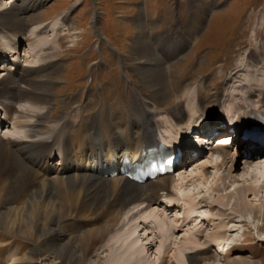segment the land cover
<instances>
[{"label": "bare ground", "instance_id": "1", "mask_svg": "<svg viewBox=\"0 0 264 264\" xmlns=\"http://www.w3.org/2000/svg\"><path fill=\"white\" fill-rule=\"evenodd\" d=\"M42 3L41 0H24V4L12 1L7 6L6 3L0 2V60L8 57V54L16 55L12 61L13 64L5 67L6 69H1L3 71L0 73V112H4L2 116L5 118V126H7L5 132L0 134V206L11 202L16 204L12 205L13 208L9 207L5 212L0 213V228L18 238L35 240L32 249L33 255L24 254L21 256L20 248L13 249L12 246L0 244V264H7L9 260L13 261L11 264H32L35 252L39 251L42 244L47 241L52 242V246L56 247L59 252L57 258L63 260L67 258L69 262L86 259L94 255L98 249L103 248L102 246L107 245L106 241L110 240L109 237L119 226L128 205L141 203L142 205L140 204L133 214L144 212L148 207L157 204L160 190H164L162 195L166 196L184 195L185 185L193 179L187 175L184 182L175 185L169 178H174L176 171L172 175H164L157 181H148L144 184L133 183L123 176L113 179L105 178L93 169L100 159L109 161L113 157L120 165L126 156L137 157L139 150L160 143L156 131H162L161 129H165L168 123L175 127L176 139L166 135L163 137H168V142L173 145L182 143L185 148L190 147L186 138V142H184V130L189 129L192 125L200 127L199 124L204 116H207L209 121L218 120L216 112L222 110L225 99H232L231 102L226 101L229 105L226 104L225 107L227 111L229 110V116L238 120L237 125L247 122L252 125L264 124V94L252 85L250 80L253 78L245 76L246 83L243 86L246 88V92L243 93L244 96L238 97L240 94L236 90L229 94H223L222 89L216 90V94L210 93L209 89L205 88L206 82L209 80L206 76L204 79L195 80L194 84L197 88L192 91H190L191 83L186 78L182 81L179 76H174L176 71L174 67L179 60L187 56L185 51L196 40L200 23L192 25L185 32L181 26L179 29L175 28V32L172 30H162L161 33L154 34L150 32L154 36V40L151 42L146 35L147 29H143L144 24L141 22L132 52L134 65L152 88L149 89L148 98L142 99L139 94H135L136 98L129 103H122L118 112L107 109L106 106H102L94 114L87 113L86 109L81 110L79 114L74 115L79 117L77 126L71 123L74 119H63V123H70L77 128L76 130L70 126H63L57 121L45 128L44 122L51 113L49 104L52 94L50 92L54 88L52 82L58 66L57 60L51 59L52 54L48 52V49L52 48L51 44L57 43L62 36L59 35L61 27L57 25L62 18L57 16L51 25L47 21L36 23L32 33L26 35L29 21H35V11ZM2 12L4 16L1 15ZM146 21L149 20L146 19ZM64 22L66 26L70 25L66 19ZM262 26L264 27V20ZM68 28L70 29V27ZM46 32H49L50 35H46ZM43 34L47 37L51 35L55 37H51V40L46 38L47 41H41L39 38ZM32 39L36 43L32 45V50L30 51L27 47L28 49L24 50L23 55L19 58L25 61H27L26 58L36 59L31 62L33 64L30 63L25 67L18 60V56L21 53L20 49L29 45L24 42H31ZM198 40L194 42L193 46H196ZM258 42L260 43L252 50V52H257L253 59L256 64L251 61V66H254L252 70L256 74L252 75L259 76L260 72L261 78H263L264 49H258L260 44L262 45L261 41ZM48 43L51 47L47 46ZM27 52L31 55L28 56ZM8 67L10 68L7 69ZM245 71L247 72L246 69L241 70L239 76L238 70L235 74L238 73L239 77L236 78L233 77V71L226 82H239L242 76L246 75ZM261 86L264 87V84ZM252 89L255 90L248 97L247 94ZM188 90L190 93L183 96L182 93ZM253 96H258V99L255 100ZM197 98H199L198 102ZM260 102L262 104H259ZM210 104L213 107L208 108ZM238 105L239 108H237ZM260 105L262 108L259 107ZM150 106L157 110L154 111L155 113L164 114L166 119H155V114L152 115L146 110ZM187 117L189 118L186 119ZM98 128L102 129V133L91 132ZM72 148L76 150L74 154L70 151ZM56 150L61 157L67 156V160L63 161L61 168H55L50 164V159ZM214 158L217 159L214 160ZM202 160L204 161L200 162L201 164L194 163V165L203 168L200 171L202 179L200 181L205 184L211 181L208 169L214 168V164L218 169L223 167L227 169L224 174L223 186L227 185L225 179L232 177L234 163L239 160L246 163V165L240 164V166L242 170L244 168L250 170L249 173L253 171L258 173L259 168L263 172L264 168V163L257 160L254 153H248L239 144L235 148L226 145L212 146L209 152L204 154ZM206 160H209L210 165L206 163ZM68 161L74 165L72 167L71 164L66 165ZM245 176L247 177V175ZM259 178L256 177L257 181L255 182H259L261 185L259 183L248 186L238 185L233 191L226 194V196L233 195L238 210L235 208L236 210L228 213L222 212L224 219L220 221L222 225H218V232L224 234L225 228H229L228 224L231 223V218L227 217L230 219L225 221V215L238 214L240 210L250 211L255 217L260 211L263 213L264 219V194L259 193L264 192L262 190L264 189L262 184L264 179L261 177L258 180ZM251 192L257 196L261 203L253 204L249 199L246 200L247 194H251ZM171 205H175L174 200ZM168 206L170 205L166 204V207ZM224 207L228 209L226 205ZM68 218L76 219L77 224L84 228L82 234H72L71 236L66 233L63 221ZM161 221L163 222L162 227H165L164 230L168 229L169 224L164 223V219ZM238 222L240 221L238 220ZM160 225L159 221L158 226ZM162 227L160 226L161 230ZM229 230L232 231V227ZM136 231L134 228L128 234L131 235ZM127 238L123 239V236L118 234L116 237L118 245L114 244L108 249L107 256L111 264H142V262L150 264L153 262L150 258L141 260L142 256L137 250L138 248L135 249L134 244H129ZM167 239L168 236L165 240ZM188 239L194 248L196 247L195 249L202 245L199 239L192 237H188ZM214 240L215 246L219 240V248H213L215 254L222 249L226 253L224 236H219ZM207 249H205L206 252H209ZM200 250L202 251V248L198 249V251ZM173 256L177 257L178 255L176 253ZM60 262L57 261L56 264ZM243 262L244 264H257L250 260Z\"/></svg>", "mask_w": 264, "mask_h": 264}, {"label": "rangeland", "instance_id": "2", "mask_svg": "<svg viewBox=\"0 0 264 264\" xmlns=\"http://www.w3.org/2000/svg\"><path fill=\"white\" fill-rule=\"evenodd\" d=\"M12 1L24 4V0H0V2L6 3L7 6ZM41 1L43 2L42 5L35 11V21H29L28 27L26 26L28 30L25 28L26 35L32 33L36 23L47 21L51 25L57 16L62 18L57 24L61 27L59 28V35L62 36L57 43L51 44L52 48L48 49V52L52 54L51 59L57 60L58 66L52 82L54 88L50 92L52 94L49 104L51 113L44 122L45 128L50 127L55 121L63 122L66 118L74 119L71 123L77 126L79 117L74 115L85 109L87 113L94 114L102 106H106L107 109L118 112L117 110L122 103H129L136 98L135 94H139L142 99L148 98L149 89L152 88L144 75L134 65V54L132 52L141 22L144 24L143 29H147L146 35L151 42L154 40L152 33H161L162 30L175 32L176 29H179V26L184 28L185 32L192 25L201 24L197 32L198 36L196 35V40L199 39L198 43L193 46L196 40L192 42L185 51L187 56L179 60L174 67V70H176L174 76H179L182 81L186 78L191 83L190 91L195 88L196 79H204L206 76L209 80L206 82L205 88L206 90L209 89L210 93L216 94V90L222 89L223 94H229L236 90L240 94L238 97H241L246 92V88L243 86L246 83V76V78H253L250 80L252 85L264 94V87L261 86L264 84V76L261 78L260 72L259 76H253L252 74H255V72L252 67L254 66H251V61L254 62L253 59L257 55V52H252V50L254 46L256 47L260 43L258 41L262 42L258 49H264V27L262 26L264 0ZM1 15L4 16V13L2 12ZM145 17L149 20L148 22ZM159 18L160 21H158ZM64 19L70 24L69 26L65 25ZM45 34L50 35L49 32ZM45 34L40 36L41 41H47L46 38L51 40L55 37L54 35L47 37ZM163 38H165V35H163ZM24 43H29V45L25 44L26 46L23 45L24 47L20 49L21 53L18 60L26 67V65L34 62L36 58H26L27 61L20 58L24 50L29 48L31 51L32 45L36 43L33 39L31 42ZM47 46H50L49 43ZM30 55L28 54V56ZM8 56L9 59L11 58V62L6 58L4 61H0V66L12 65L16 55L8 54ZM30 59L31 61H28ZM244 69L247 70V72L245 71L246 75H243L239 82H226L233 71V77L236 78L240 76L241 70ZM238 70L239 76L238 73L235 74ZM32 74L35 75V73ZM219 86L221 88H218ZM237 86L238 88H236ZM255 89L249 90L248 97ZM189 93L188 90L182 95ZM253 98L257 100L258 96H253ZM198 100L199 98H197V102ZM231 101L230 98L228 102ZM226 104L228 103L224 101V105ZM259 104H262V102ZM184 105L187 104L184 103ZM210 107H213L212 104L208 106V108ZM237 108H239V105ZM146 110L151 113L156 109L152 106L147 107ZM151 114L153 115V113ZM155 116L159 120L165 118L164 114L161 113ZM225 117H229L228 114ZM62 125L77 129L70 123H62ZM167 126L169 131H166V133L169 134L166 135L173 136L176 130L175 127L170 126V123ZM91 132L100 134L102 129H94ZM216 159L214 158V160ZM50 161L54 166L60 165L57 154L53 155ZM206 161L210 165L209 160ZM240 164L246 165L242 160L234 163L232 177L229 178L231 181L228 178L225 179L226 186L222 184L227 170L224 169L225 167L218 169L215 164L213 165L214 168L210 167L208 173L210 174L211 183L205 184L201 182L202 179L200 178L202 167L189 165L186 169L179 170L174 176V183L177 185L184 180L185 175L194 177L185 185L184 195H172L168 198L169 201H166V199L159 200L160 204L148 207L144 212L135 215L133 213L139 204H133L134 207L131 204L132 206L130 205L125 209L119 226L115 228L112 236L109 237L110 240L106 241L105 244L107 245L98 249L94 255L86 259H80V261L73 260L69 262L67 258L65 260L57 258L59 252H57L56 247L52 246V242L47 241V243L42 244L39 251L35 252L32 264H56L57 261H61L59 264H109L108 249L117 244L116 237L118 234H121L123 239L128 237V243L134 244L135 249L138 248L137 250L141 253V260L150 258L153 261L150 264H244L243 261L246 260L264 264V219L262 212L259 211L256 217L252 212L245 210H240L238 214L225 215V221L231 218L228 227H232V231L225 228L224 234L218 232V225H222L220 221L224 219L222 212L228 213L236 210L235 208L238 210L235 205L236 199L233 195L226 196V194L233 191L238 185L248 186L249 184L259 183L255 182L257 181L256 177L264 179V172L260 171V168L258 173L254 171L249 173L250 170L248 171L246 168L242 170ZM214 176L219 178L216 180ZM259 184L261 185V183ZM262 184L264 185V181H262ZM259 193L264 194V192ZM182 197H184L185 202L180 199ZM247 199L253 204L261 203L252 192L247 194ZM173 200L176 203L172 206ZM196 200L200 203H197ZM182 202L184 203L182 204ZM166 204L172 207L165 208ZM12 205L16 204L11 202L1 205L0 213L5 212L9 207L13 208ZM162 219H164V223L169 224V228L172 227V229L168 228L170 231L167 228L164 230ZM159 221L162 230L158 226ZM63 223L68 235H79L84 231V228L77 224L76 219L68 218ZM134 228L137 231L129 235L130 230H134ZM164 236H168V239L165 240L166 237ZM219 236H224L226 241L225 248L227 249L225 250L227 252L225 254H215L213 252V248H215L214 239ZM188 237L199 239L202 245L195 249L196 247L194 248ZM0 244L12 246L13 249L20 248L22 251L21 256L34 254L32 249L35 240L18 238L6 232L3 228H0ZM201 248L202 251H198ZM205 249L209 252L207 251V253ZM172 253H177L178 256L174 257L175 255L173 256ZM11 263H13L12 260L7 262V264Z\"/></svg>", "mask_w": 264, "mask_h": 264}]
</instances>
